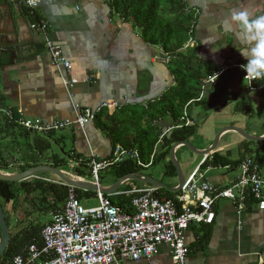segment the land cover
I'll list each match as a JSON object with an SVG mask.
<instances>
[{
  "label": "crops",
  "instance_id": "0c3cea01",
  "mask_svg": "<svg viewBox=\"0 0 264 264\" xmlns=\"http://www.w3.org/2000/svg\"><path fill=\"white\" fill-rule=\"evenodd\" d=\"M186 4L195 14V23L194 34L183 45V51L193 47L197 58L215 70L228 61L242 65L247 62L234 47L238 25L232 16L241 10L253 17L264 15V0H186ZM23 6V0H0V37L4 43H10L15 30L17 38L29 47L25 58L15 62L0 56V108L11 109L17 119L73 120L75 108L94 109L107 102L116 103L113 109H103L109 115L128 106L146 108L175 85L168 55L160 47L147 43L138 29L114 14L107 0H42L34 10L38 22L47 25L46 36L60 46L70 62V72L53 65L44 47V34L31 27ZM73 79L75 83H67ZM262 83L264 79L255 80V84ZM215 89L221 90L228 102L209 110L203 108L200 100L188 105L186 118L196 132L187 142L196 152L179 146L174 149V157L185 182L195 174L201 181L220 189L234 183L238 165H208L212 154L227 156L231 162L256 159L261 142L246 140L228 130L219 135L216 148L209 155L200 156L197 151L210 148L222 128L234 127L249 136H263L264 89L249 90L238 69L224 73L216 87L205 85L203 96L208 98ZM246 104L250 114L238 111ZM94 120L83 127L74 125L49 134L51 150L43 154V160L48 154L56 153L55 149L60 155L63 149L71 156H92L98 161L110 159L112 144ZM181 123L170 115L156 122L161 132L166 133ZM168 161L172 163L170 155L159 156L139 173L164 185L156 189L172 193L179 209V190H168L178 186L175 167L172 163V173ZM68 164L72 169L77 162L69 160ZM45 180L56 182L50 177ZM159 194L166 198L163 192ZM10 210L11 204L6 205V211ZM212 212L211 223H191L186 229L189 253L185 264H264V209L248 203L239 209L229 200L218 199L212 204ZM46 217L48 222L50 215ZM124 264L173 263L168 246L161 244L151 257Z\"/></svg>",
  "mask_w": 264,
  "mask_h": 264
},
{
  "label": "trees",
  "instance_id": "16d2710c",
  "mask_svg": "<svg viewBox=\"0 0 264 264\" xmlns=\"http://www.w3.org/2000/svg\"><path fill=\"white\" fill-rule=\"evenodd\" d=\"M107 3L114 14L138 29L147 43L160 47L168 55L175 85L169 88L161 98L148 103L146 108L128 106L115 110L110 115L103 110L96 115L94 121L98 129L110 140L113 149L116 145L125 149H134L143 163L149 161L160 135L163 134L153 156L152 164H154L159 156L168 157L174 143L187 141L196 132L195 126L183 124L167 133L161 132L156 122L165 115H170L174 121H180L188 105L199 98L205 79L215 71V68L199 60L193 47L186 51L182 49L189 37L193 36L195 23V14L187 8L186 0H107ZM23 8L32 23L38 22L35 11L25 6ZM227 99L222 97L221 90L215 89L208 98L203 96L200 104L205 110H209L227 103ZM0 107H2L1 104ZM238 111L245 114L251 112L247 104L244 108L239 107ZM17 120L14 114L10 120L0 112V171L22 172L30 167L43 165L42 163L62 170L63 167H68L69 160H75L77 165L70 169V173L85 180H92L90 158H82L76 154L71 156L62 149V155L51 153L46 160H43V154L51 150L49 141L51 135L29 132L20 127L16 123ZM259 146L260 155L254 160L264 166V141ZM241 161L231 162L227 156L213 153L208 165L237 166ZM167 165L174 173L172 163L168 161ZM141 170L142 168L137 166L135 161L126 159L102 172L116 181L124 175L139 173ZM48 174L50 173L41 172L21 182L0 180V205L4 210L9 231L8 244L0 256V264H12L13 258L21 254L30 244L36 243L40 246V233L49 223V221L47 223L40 221V216L62 209L69 187L59 184L61 183L59 180L48 182L45 180ZM130 184L142 187L135 181L126 182L116 193L130 190ZM156 190L158 198H161L159 193L163 192L166 199L175 201L172 193L162 189ZM73 191L79 201L96 195L95 192L76 188H73ZM110 201L123 209H130L131 197L112 195ZM8 204H11L10 212L5 210ZM176 205L178 206L177 203ZM18 212L23 214L21 220L17 218ZM34 213L37 215L33 216Z\"/></svg>",
  "mask_w": 264,
  "mask_h": 264
},
{
  "label": "built area",
  "instance_id": "2783aa9c",
  "mask_svg": "<svg viewBox=\"0 0 264 264\" xmlns=\"http://www.w3.org/2000/svg\"><path fill=\"white\" fill-rule=\"evenodd\" d=\"M41 2L42 0H23L24 6L31 11L37 9ZM31 27L44 34V47L53 65L70 72L71 64L64 57L60 46L46 36L47 25L39 21L31 23ZM241 65L228 61L213 71L205 79L197 100L203 97L205 85L216 87L218 79L231 69H238L243 73L249 90L264 89V83L255 85L256 79L247 77ZM75 82L73 79L67 83ZM115 107L116 103L107 102L94 109L75 108L73 120L46 122L33 118L18 119L16 123L29 132L49 135L74 125L83 127L93 121L104 108ZM0 112L12 120L11 109L0 108ZM181 121V125H192L186 118L185 111ZM162 137L163 134L147 163L140 160L136 150L125 149L120 145L114 147L112 157L108 160L96 161L91 156L89 166L92 180L99 181L100 171L126 159L135 161L141 168L151 166ZM68 187V196L62 209L49 214V223L40 233V246L36 243L28 245L21 254L13 258L12 264H124L126 261L151 257L161 244L168 246L173 264H185L189 253L185 231L191 223H211L214 219L212 204L216 200H229L239 209L244 208L248 202L264 209V166L253 158H246L239 163L234 183L226 188L218 189L201 181L195 174L191 176L184 181L177 195L179 209L173 200L158 198L157 190L152 186L133 187L113 194L131 197L130 209L113 204L110 201L112 195H103L99 191L95 192L98 205L84 207L76 198L73 187Z\"/></svg>",
  "mask_w": 264,
  "mask_h": 264
},
{
  "label": "water",
  "instance_id": "95a60500",
  "mask_svg": "<svg viewBox=\"0 0 264 264\" xmlns=\"http://www.w3.org/2000/svg\"><path fill=\"white\" fill-rule=\"evenodd\" d=\"M12 37H14V40L10 43H4V39L0 37V56H5L9 60H14L17 61L18 59L25 58L24 56L27 55V51L29 49L28 45L21 42L17 38V34L15 30H13ZM234 131L241 135L244 139L254 141V142H263L264 141V135L260 137H253L249 136L245 132H243L241 129L234 128V127H228V128H222L214 138V141L211 145L210 148L203 149L197 151L200 156H207L209 153L214 151L216 148L217 142H218V137L221 133L226 132V131ZM185 147L187 148L190 152L194 153L196 150L192 148V146L187 142V141H179L174 143L169 151L170 155V160L172 161L176 174H177V180H178V186L175 189H168L171 192H178V190L181 189L183 183H184V178H182L180 168L178 165V162L176 161L174 157V149L176 147ZM41 172H47L55 176L61 183L76 188L80 189L83 191H91V192H97L99 191L103 195H113L117 192V190L126 182L128 181H135L143 186H152L155 188L158 187H164L160 182L152 180L148 177H145L144 175L140 173H134V174H127L119 179H117L112 185L110 186H102V184L97 181H89L82 179L80 177H76L73 174L70 173H65L62 170L58 168H54L53 166L50 165H38L34 167H30L27 170H24L22 172H16V173H5L0 171V180L1 181H7V182H21L24 180H27L29 178L35 177L36 174L41 173ZM8 239H9V231L5 219V214L4 210L0 205V256L4 253L6 250L7 244H8Z\"/></svg>",
  "mask_w": 264,
  "mask_h": 264
},
{
  "label": "clouds",
  "instance_id": "9594fccd",
  "mask_svg": "<svg viewBox=\"0 0 264 264\" xmlns=\"http://www.w3.org/2000/svg\"><path fill=\"white\" fill-rule=\"evenodd\" d=\"M232 20L238 25L234 47L247 61L241 67L247 77L264 79V15L253 17L241 10L234 12Z\"/></svg>",
  "mask_w": 264,
  "mask_h": 264
},
{
  "label": "rangeland",
  "instance_id": "374dc122",
  "mask_svg": "<svg viewBox=\"0 0 264 264\" xmlns=\"http://www.w3.org/2000/svg\"><path fill=\"white\" fill-rule=\"evenodd\" d=\"M55 151H56V153H58L60 155L59 151H57L56 149H55ZM62 171L65 172V173H70L71 172L70 169L67 166L63 167ZM48 177L57 180V178H55V176H53L52 174H48ZM112 181H113V179L110 176L104 174V172H102V171L99 172V182L102 184V186L110 184ZM81 204L84 207H96L98 205V201H97L96 197L94 196L92 198L85 199V200L81 201ZM5 210H6V206H5ZM22 217H23V214L20 213V215L18 214L17 218H18V220H21ZM39 220L44 222V223H47L46 222L47 217L44 216V215L40 216Z\"/></svg>",
  "mask_w": 264,
  "mask_h": 264
}]
</instances>
